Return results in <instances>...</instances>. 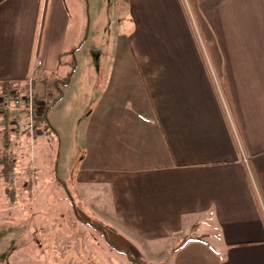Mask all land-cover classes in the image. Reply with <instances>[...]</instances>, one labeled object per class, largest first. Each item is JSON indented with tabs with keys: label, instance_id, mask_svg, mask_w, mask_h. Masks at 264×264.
<instances>
[{
	"label": "crops",
	"instance_id": "1",
	"mask_svg": "<svg viewBox=\"0 0 264 264\" xmlns=\"http://www.w3.org/2000/svg\"><path fill=\"white\" fill-rule=\"evenodd\" d=\"M189 1L187 15L182 0H126L115 54L130 50L131 71L108 73L86 116L96 137L68 185L54 108L93 64L90 44L107 50L109 0H0V93L40 59L37 91L49 102V77L69 70L72 50L76 61L16 167L18 185L28 162L39 173L51 164L53 200L63 201L48 203L38 173L21 180L25 199L9 202L0 175V264H264V0ZM5 129L0 113V147L20 138ZM46 131L56 151L39 141Z\"/></svg>",
	"mask_w": 264,
	"mask_h": 264
},
{
	"label": "rangeland",
	"instance_id": "2",
	"mask_svg": "<svg viewBox=\"0 0 264 264\" xmlns=\"http://www.w3.org/2000/svg\"><path fill=\"white\" fill-rule=\"evenodd\" d=\"M183 5L185 7L186 13L188 15L189 12V0H182ZM118 3V6L115 4ZM126 0H109V4H106V9L103 11V14L106 17V24L103 26L104 29V39L103 44L105 43V47L107 50L102 52L100 49L95 47V43H91L90 47L86 51L87 57L90 59L89 62L93 64H87V65H81L79 68L78 73V79L75 80L74 85H72V92L73 97L71 99H64L61 105H58L54 108V113L56 115V118H53L55 121L62 120L64 131L67 132L68 138L65 141V144L67 145L66 151H67V159L64 161L66 169H65V177L61 180L65 181L68 185L73 182V176L75 173V168L79 166L80 159L83 154L90 153L91 146L93 144V141L96 137L95 131H94V125L88 124L89 119L86 117L88 114V117H90L92 114L90 113L91 109L93 108V103L96 100L98 93L100 89L105 85V81L108 78V73L111 74L112 70L118 71L117 74L123 73V70H120L121 68H125L127 70L131 71L130 68V59L132 58L130 53V50L128 49H122L120 50L119 54L116 55L117 50V44H116V38H118L120 34V29L123 28L125 24V17L124 13L126 12ZM99 9V8H98ZM119 9V10H118ZM122 11V13H120ZM189 19V16H188ZM128 24H130V20L128 21ZM190 24L193 30H195V38L199 42L201 41V36L204 38V34L202 32V35L199 33L201 28L198 27L197 31V24L194 19V17H190ZM93 41V40H92ZM206 41V40H205ZM207 43V42H206ZM201 43H199L200 45ZM109 48V49H108ZM119 50V49H118ZM94 58H98V64L100 65L99 70H95V64H94ZM109 63V64H108ZM123 64V67L121 65ZM90 69V71H89ZM120 70V71H119ZM77 72V71H76ZM64 74V73H62ZM120 76H117L114 81H117V78ZM111 81V77H109V82ZM50 85H52L50 83ZM47 87H42L41 92H46ZM37 88V87H36ZM107 89V86L106 88ZM87 92L88 95H84L82 100H80L79 93ZM49 95V94H48ZM44 96V94L42 95ZM47 96V95H46ZM50 101L46 102L48 105L51 100L53 99L51 95ZM41 97V96H40ZM45 98V97H44ZM47 98H49L47 96ZM60 100V99H59ZM58 100V101H59ZM57 101V102H58ZM81 105V107H79ZM61 107H64V109H61ZM87 118V119H86ZM95 124V123H94ZM97 126V124H95ZM61 128V126L59 127ZM13 137H20L17 141H8L5 139V141H1V144L3 148L5 149V155L9 156L10 158L15 161L13 164L14 167V179L12 182L9 181L8 185L12 188V192L10 194H7V199L9 202H13V200L20 198L25 199V193L27 192L25 187L21 188V180H33L35 178L39 177V174L45 173L46 176L41 175V182L40 185L45 187V195L47 196L48 203L49 202H60L63 201L61 197H58V200L54 201L53 196H55L52 193L51 188V182L56 183L55 177L57 178L58 174L54 170L53 179H50L49 173H52L51 170V164L50 169L45 170L42 169L39 173L35 168L37 167V162L33 159L32 162H28V164H25V171L23 172L22 178L19 181V184L17 185L15 183L16 181V167L19 165H23L24 163H19L20 159H23L24 154L29 148H32V143H27L29 137H27L25 134L26 132H23L21 130H12L10 127L7 126V129ZM5 130V131H6ZM4 131V132H5ZM43 137L39 139L41 141L42 139L46 141L47 144H50L49 147L51 150L55 151L57 150L55 144H56V137L53 133L50 131H46L44 134H42ZM4 136L6 134L4 133ZM24 139L23 141L21 140ZM31 141V140H30ZM89 141V142H88ZM92 141V142H91ZM44 144V141H42ZM90 142L92 143L90 145ZM35 144V143H34ZM52 144L54 145V148H52ZM14 146H19L18 149L15 150ZM89 150V151H88ZM61 158V155H60ZM57 162V155H53V165L56 167ZM39 173V174H38ZM60 174V173H59ZM57 175V176H56ZM49 181H51L49 183ZM55 181V182H54ZM31 183V182H30ZM18 187V188H17ZM60 191L61 188L59 187ZM24 191V192H23ZM81 212H84L81 210ZM193 234V231H190L189 233H185L184 238L185 242L182 244V246H185L184 244H188L189 238H191V235ZM182 247L179 246L175 249V251L181 250ZM175 253V254H174ZM177 254L176 252H173L171 257H175ZM184 255V253H180L177 261L181 260V258ZM118 259L115 257V260ZM127 259V258H126ZM125 260V259H124ZM128 260V259H127ZM133 263L137 264L133 259L129 258ZM170 260L169 258L167 259ZM126 261V260H125ZM148 263V262H147ZM143 264H146L145 262ZM148 264H162V263H148Z\"/></svg>",
	"mask_w": 264,
	"mask_h": 264
},
{
	"label": "built area",
	"instance_id": "3",
	"mask_svg": "<svg viewBox=\"0 0 264 264\" xmlns=\"http://www.w3.org/2000/svg\"><path fill=\"white\" fill-rule=\"evenodd\" d=\"M41 60L37 59L21 81L8 82L0 93V113L4 126L21 130L31 141L39 134L43 123L37 119L44 112L46 102L37 91L36 79L41 75Z\"/></svg>",
	"mask_w": 264,
	"mask_h": 264
},
{
	"label": "trees",
	"instance_id": "4",
	"mask_svg": "<svg viewBox=\"0 0 264 264\" xmlns=\"http://www.w3.org/2000/svg\"><path fill=\"white\" fill-rule=\"evenodd\" d=\"M68 61V65H69V70L62 76V77H49L51 78L50 81L53 85V87L56 89V96L53 97V99L51 100V102L46 105L45 110L43 113H41V115H39L37 117L38 120H40L43 125L42 127L39 129V134L41 133V130H46L49 126L47 117H46V112L48 111V109L51 107L52 104H54L56 101H58L61 97V90L62 87L68 83L69 78L75 68L76 65V61L74 58V50L69 52V57L67 59ZM62 63V62H60ZM42 75H40L39 77H37L36 79V83L41 81L42 79L45 80V78ZM7 83H3V86L6 85ZM6 130V129H5ZM4 130V131H5ZM6 134V137L8 136V130H6L4 132ZM4 141L6 138H3ZM7 153H5V149L2 147H0V175L3 178V181L6 183L5 185V192L6 194H10L12 192V188L10 187V185H8L9 181L12 182L14 179V167L13 164L15 163V161H13L12 158H10L9 156L5 155ZM71 195H69L70 197ZM71 200V202L73 203L74 200L72 199V197L69 198ZM129 258L133 259L137 264H143L141 263V260L136 259L134 257L128 256Z\"/></svg>",
	"mask_w": 264,
	"mask_h": 264
}]
</instances>
